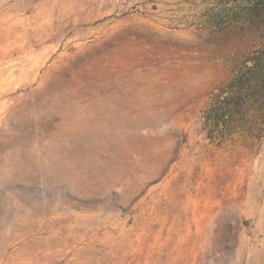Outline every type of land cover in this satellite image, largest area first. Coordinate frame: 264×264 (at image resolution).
Wrapping results in <instances>:
<instances>
[{"label":"rangeland","instance_id":"obj_1","mask_svg":"<svg viewBox=\"0 0 264 264\" xmlns=\"http://www.w3.org/2000/svg\"><path fill=\"white\" fill-rule=\"evenodd\" d=\"M0 264H264V0H0Z\"/></svg>","mask_w":264,"mask_h":264}]
</instances>
